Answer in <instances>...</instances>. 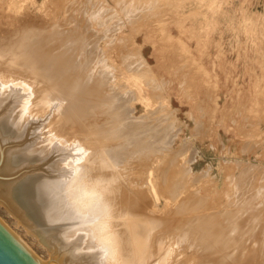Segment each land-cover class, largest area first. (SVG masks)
Masks as SVG:
<instances>
[{"label": "rangeland", "instance_id": "obj_1", "mask_svg": "<svg viewBox=\"0 0 264 264\" xmlns=\"http://www.w3.org/2000/svg\"><path fill=\"white\" fill-rule=\"evenodd\" d=\"M0 12L1 15L2 13L3 15L5 14L4 16L2 15V20H0L1 27L3 26V24H8L11 27L16 26L21 28L23 22L17 21L18 19L20 20V18H27L28 23H32L37 26L41 25V23L44 22L43 26L46 27V29H49L44 33V37L46 38V40H44V49L48 48L49 44L52 46V43H56L55 45L58 46V42H56V36L60 38L59 35L67 31V27L68 29H70V27L72 29L73 27L74 29L72 30H77L78 27H83L82 23L84 21V23L87 22L88 29L86 28L85 31L86 33L88 32V35H90L91 37L86 35V38H88L87 40L89 41L88 42L86 40V44L89 43L87 47H94L93 50L91 47L90 49H87L92 51L91 54L89 51V56H94L95 58L99 59L104 53L102 58H105V61H102L107 62V65L110 66L109 69V67L105 65L106 63H104V65L108 67L106 69H109L107 71L108 73L114 72L115 75L117 74L116 76H119V90H121L122 94L125 95V97L123 96L124 100L127 96L132 98H128L132 100H128L129 102L131 101L130 105L126 99V103L128 104V106L126 105V108L129 107L127 109H130L128 111L129 117L130 114L131 116H135V118H133L134 116L131 117V119H135V121L131 120L130 118L129 119L130 122H136V125H133V123L131 124L129 121H127L131 126L129 127L127 125V122H125V128L128 126L126 129L127 131H129L128 128L132 127L131 132L133 130L134 132H123L124 130H126L123 128L124 124L122 126L120 125L118 128L119 130H121L120 128H123L124 130H111L114 133H125L123 134L124 136H122H128L130 140L128 138L124 139L122 137L123 139L120 138V141H118L119 143H117L115 138H117L118 136L116 137V135L119 134L114 135L113 133V136L112 134L111 136L112 139L115 140V144H118V147L121 143V151L123 150L121 146L123 147V145L127 143V145L125 146L128 147L129 143L131 144L129 146V150H132L129 151L131 156L123 152L124 150L122 151L126 154V157H133L131 152L137 153V157L134 156V158H130V160L132 159V161L135 159V157V160L138 159V164L137 162L133 161L135 165H137L134 166L133 164V168L137 167V169L134 168L136 169L134 171H137L138 173L136 179H134V183H136L137 186H140L139 188L143 190L145 189V191L142 192L143 196L144 194L146 196V193H148L147 198H150V201H152L150 202L148 199V202L150 205L152 203L153 204L149 208L145 196L144 202L145 204L147 203L146 206L149 209L146 208V206L145 208L149 210L148 212L150 215V212H152V219L154 217H157L154 219H158L156 220V222H159V224L164 222L170 223L179 219L181 220V217H184V215L186 217L185 213L187 210L193 209L197 206L198 209L200 208V211H197L202 213L209 212L207 214H203L207 215L208 217L210 216V218H213L214 224L217 219L216 224L218 223L219 225L220 222L222 224V229L225 227V229H223L224 232L221 231L220 233L219 231L222 229H219L221 228L219 226L221 225H217L219 231H217L216 233L218 234L215 233L216 235H214L213 233V235L215 237H217V235L219 236L215 238L211 235L214 238L213 241L211 239L212 237L210 236L204 238V241L202 239H198L199 243L195 242L193 243V245H191L192 243L190 242V244H186V242L182 240V238L185 236L184 233L177 234V236L174 237V239L172 238L171 240L172 242L170 243L171 245L168 249L169 251L173 252V254H176L175 252H177L178 249V257L180 255L191 256L192 252H194V254L196 252L197 258L202 257L201 260L203 259L205 262L208 255L207 254L205 257V251H207L205 249L213 247L212 245L215 246V243H218V246L216 245L217 247L215 246L213 248L217 249H215L214 251L215 255H218L216 254L218 249H223V247L228 248V244L230 246V244L236 242L235 244L238 245L240 242H242L241 245L243 246V248L242 246H240V244L236 248L237 251L239 250L238 253L237 251H235L236 249H234L236 245L234 246L232 244V246H230L231 248H233V250L231 248H226L225 252L228 257L231 256L232 253L237 254H233L231 257H229L230 261H233V259H235V257L240 254V251L241 253L244 250L246 251H244L245 253L243 252V255L240 254L241 257L238 256V258L240 257L242 260H245V257L247 258V254L251 253V251L255 249L254 247L257 248V251L264 250V245L262 244V242H264V233L262 232L264 231V0H0ZM38 15H40L41 18H44L40 19ZM87 15L90 18L87 19ZM101 15H103V18L100 19L105 20H103V24H101L102 22H100L98 18L102 17ZM49 17L51 18V20L49 19ZM44 19L47 20L46 23L45 21H43ZM70 24H73L74 26H70ZM10 26L4 25V27L6 28H10ZM75 26L77 27L76 29ZM15 28L14 30L13 28H11L12 31H15ZM93 29L97 31H91ZM101 32L103 36H101ZM113 35L114 37L112 38L111 36ZM66 37L72 39L69 36ZM93 40H97L95 41L96 43H92ZM65 41V45H67L68 48L73 47L78 43L76 42L74 45L71 44V46L69 47V42L71 40L68 42L66 39ZM100 48L102 49L101 57L99 54V52H101ZM80 50L81 49H77V52L79 53ZM97 54L99 56H97ZM101 59L99 62H102ZM106 59L108 61H106ZM127 59L128 61L130 59V63L127 61ZM126 61L128 62V64ZM127 65L130 67H128ZM99 66L102 67L103 63H99ZM111 66L114 67L112 71H110ZM133 67L135 69L137 67V70L141 68L143 71L141 72L140 70L141 73H139L138 71L136 74H134L137 70H134ZM102 68L104 69V67ZM128 68L130 69V71L131 69L132 71L134 70V76L132 72L130 73ZM114 69L116 70L114 71ZM138 73L139 75H137ZM140 74H142L143 76H140ZM107 75L106 77L109 76ZM111 78L112 77L109 76L107 80L113 82V79L110 80ZM92 83H94L93 80L91 81V84L89 82L88 85L93 86L94 84ZM123 85H128V88L124 86L125 88L123 89V87H121ZM11 89L12 91L17 90L16 86H13ZM99 89L101 90L102 94L104 93L103 95L106 96V87L105 89ZM61 90L59 96H62L61 92L63 93L64 91L62 88ZM127 91L128 95L126 94ZM129 91L132 93L134 92V95H132V93L129 95ZM14 95L15 93H13V96ZM56 96H58L57 93ZM108 96L109 95L107 94L106 98H108L109 100ZM132 96H136V98L133 99ZM105 103L103 105L107 107L106 105L108 102ZM54 104L53 107L47 109V111L44 110V112H39L40 115L36 112L39 116H37V114H34V112L32 113V115L30 114L27 118L28 121H30L29 123L32 124L42 120V118L49 119L51 117L52 123L55 120V124L56 122L58 123L59 119L57 120L56 114L59 113L58 110L60 107H58L56 103ZM109 104H111V102ZM55 106H57L58 110ZM110 107L109 109H111ZM54 109H56L57 112L56 110L54 111ZM150 112L152 115H148ZM102 114L104 116L106 112ZM110 114L108 115L109 117ZM123 114L125 115L124 112ZM107 115H105V118L102 116L101 118H98V115L95 116L93 127L95 126L94 123H98L99 125L100 122L98 119H100L101 123L103 122L101 120L102 118L106 121ZM105 123H107V121ZM147 124L150 125V127ZM52 125L49 129L38 131V135L46 136L52 130L51 127H54V125ZM57 125L58 127H56L55 125L57 129L54 127L53 130L56 129L58 131L60 125L59 123ZM64 127L66 126L64 125ZM145 132L148 133L146 134ZM130 133L131 135L133 134L131 137L129 136ZM135 134H137L138 136L133 140L132 137ZM159 135H161V137ZM61 136H64V134H61ZM162 136L165 137L163 138ZM58 137L60 138V135ZM146 137H148V140L146 139ZM151 137H153V139L155 137V139L153 140ZM112 139H110V141H112L111 143H113ZM117 139L119 140V138ZM169 139L172 142L169 141ZM80 140L76 138L74 139V143L83 141ZM138 140H140V143H137L135 145ZM143 140L144 142H146L145 144ZM167 140L169 143L167 142ZM125 141L127 142L125 143ZM123 142L124 144H122ZM147 142H149V144ZM76 143L75 146L77 145ZM80 146L81 144L79 143L77 147L80 148ZM126 147L125 150L126 152H128V148L126 149ZM155 147L157 148V150ZM132 148L137 150H134ZM148 151H150L152 155L154 154L153 156L155 157H150L149 155L151 154ZM123 153H121V156ZM125 154H123L124 156L122 158L125 157ZM144 156L145 158L150 157V161H148V158L144 159ZM125 160L129 161L127 159ZM148 164H150V166ZM141 167L142 170L145 169V171H147L149 175H147L148 173H145V175L144 170L142 171L140 169ZM165 167L169 169H166ZM164 169L166 171H169V182L167 180L165 181V179H163L164 177H161L159 175L162 172L165 173ZM165 174L167 175V172ZM139 175H141L140 179H137L139 178ZM146 176L149 178H147ZM168 176H166V178ZM143 179H146L145 181L147 184ZM161 179L164 180L165 184L161 181ZM138 180H140L141 182ZM149 180L152 182L153 180H156V185H154V188H150ZM238 180L241 184L242 182H244L243 188H241L242 185H240ZM143 181L144 183H142ZM173 183L175 184L173 185ZM158 185L161 186L159 187ZM166 186H169L170 188L168 187L166 189ZM174 186L175 190L179 189V187L180 189H182H179L176 192L175 190L172 191ZM236 188L237 190H235ZM247 188L248 190L246 191ZM168 189H170L169 193L171 194V197H173V200L170 198V194L168 193L169 195H167L166 193L168 192ZM161 190L162 192L158 194ZM238 191L240 196H238ZM194 192H196L197 194ZM231 192H234V194ZM254 192L256 194V197H253L255 196ZM178 193H181L182 195H179L177 197L176 195H178ZM230 193L232 195V198L230 196ZM242 193H246V195ZM223 194L225 196H223ZM192 195L194 196L192 197ZM217 196L219 199H223L219 200ZM229 196L230 198H228ZM250 196H252V198ZM195 197L196 199H194ZM186 198H188L187 202H185L187 200ZM249 198L253 200H249ZM206 199L208 200V202ZM245 199L248 201H246ZM233 200H235V202ZM190 201L194 202L192 203ZM196 201H198L197 205H195L197 203ZM229 201L232 203V205H230L231 203ZM253 201H255V203ZM225 202L226 204L229 202L231 208L232 206H237L235 207L236 209L232 208V210H237V212L240 211L239 206L243 209L245 207L246 210L243 211L242 209V213L246 212L248 209L253 210L252 208L254 207L252 206L256 205L253 212L250 210L253 214L255 213L256 215L252 216L253 218H249V220L246 219V222L248 223L245 222L246 224H244L246 226L243 225L244 227H247L248 230L247 228L243 230L244 227L242 228V230H239V227H242V220L240 222V219H244V217L246 218L248 214L251 216L252 213L250 214L247 211L248 214H246V216L240 218L237 216L239 220H237L235 216L236 220H232V218L234 217L233 215H235V213L237 212H231V210L229 209L230 206L227 207L228 205L226 206V204H224ZM201 203L203 205H201ZM184 204L186 207L184 206ZM191 204L193 205V207ZM206 204H208V206ZM247 204L248 206L246 207ZM218 205H220V207ZM211 206L213 207V209L210 210V208H212ZM222 206H225L226 208H223ZM257 208L261 210L256 211ZM205 209H207L208 211ZM224 210L225 212H221ZM227 210L231 213H234H228ZM212 211H215V215L212 213ZM174 212L177 215H175ZM179 213L184 215L182 216ZM210 213L212 214L210 215ZM225 213H227V215H232L231 220L233 221L234 225L231 224L232 221L229 218H223L226 215ZM218 214H220L222 217ZM158 215L160 216V219ZM227 215L225 217H227ZM162 216L165 217V221L163 220V222L160 221L161 219H163L161 218ZM214 216L216 217V219L214 218ZM166 217L168 218L167 221ZM223 219L228 220L226 221V223H228L223 225V223H225V220ZM229 223V226H233V228H230L228 226ZM235 223L239 224L236 225ZM235 225L236 230L239 226L238 231L241 232L240 235V232H234L233 229ZM226 227H228V230H226ZM225 230L228 232H226ZM230 230H233V235ZM259 230L261 231L258 232ZM159 231L160 228L157 230V232ZM225 232L227 234H231L232 236L229 237L227 234H225ZM236 233L237 235H235ZM261 233L263 235H261ZM244 234L247 236H244ZM223 235H227V237H224ZM220 236L223 239V246L221 245V247L220 244H222V239L220 238L221 241L218 239ZM237 236H243L245 237V240H247H243L244 238L242 237L243 239H241L243 241L238 240L237 243V241H235L237 239ZM225 238L229 240H226ZM230 239L235 242L231 241ZM205 240L207 243L205 242ZM181 241L184 243H182L180 246ZM227 241H230L231 243H228ZM244 241L246 243L251 241L252 246H254L255 243L259 245L255 244L256 246L251 248L250 243L249 246L248 244H245ZM225 242H227L228 244L226 245ZM189 245H191L193 249L191 248L190 250L191 246L189 247ZM197 245L199 246L197 247ZM247 245L249 248L246 247ZM200 246L203 248H200ZM204 246H206L207 248ZM260 246H262L263 248ZM183 247H185L186 249H184ZM258 247H260V249ZM179 248H182L183 251L181 249L180 252ZM244 248H247L248 250ZM198 249L200 251H198ZM228 250H232L231 254L228 253ZM207 252L212 253L209 251ZM259 252H252L253 255L249 254L248 257L251 258V256L258 254ZM227 253L230 255H228ZM198 254H200V257H198ZM201 254L203 255L201 256ZM210 255L212 256L214 254ZM232 257L233 259H231ZM230 261L228 260V264H230ZM204 262L203 264H205ZM194 263H197V261Z\"/></svg>", "mask_w": 264, "mask_h": 264}, {"label": "bare ground", "instance_id": "obj_2", "mask_svg": "<svg viewBox=\"0 0 264 264\" xmlns=\"http://www.w3.org/2000/svg\"><path fill=\"white\" fill-rule=\"evenodd\" d=\"M2 15H3V13H2ZM2 15L0 14V20H2L1 19ZM20 16H22V15H20ZM34 16H36V15H34ZM38 16L40 17V15H38ZM101 16L102 17H98V18H99L100 22H102L101 24H103V22L105 20L103 19L104 20L103 21L102 19H100V18H103V15H101ZM34 18H36V17H34ZM42 18H44V17H42ZM42 18L40 17V19H42ZM88 18H90V17L87 15V19ZM49 19L51 20L50 17H49ZM49 19H48V21H49ZM30 20H32V19H30ZM17 21L23 22L21 28L16 27V26L11 27L8 24H3L2 27L0 26V85L4 86V88H5V92L1 94V98H5L6 96H13V93H15V95H17L16 92L12 91V89H11L13 86H16V89L19 91H22L24 94L30 95V97H24L22 110L16 111V115L23 116L26 119L28 118V116L30 114L32 115L33 112H34V114H37V113L39 114V112H44V110L47 111V109L53 107L54 103H56L57 106L60 107L58 110L57 106H55L56 109L59 111V113L56 114L57 120L59 119L58 120L59 121L58 123L60 125L59 129H58V131L56 130L57 129L56 127H58V125H57L58 123L56 122V124H55L56 120L54 121V119H53L54 122L53 123L51 122V125L55 124L56 127H55V125H54V127L56 129L53 130L54 127H51L52 130L50 131V133H48L46 136H44L43 147L46 149V153L44 154V161H48L49 155L59 145H62V146H65L67 148H70L72 150H75L80 155L79 158H77L76 160L71 162V178L68 180L67 190L65 188H61V192L65 196L68 197V201H69V215H70V217H64V221L81 223V226L70 229L68 231L67 235L82 234L85 237H89L90 238V246L91 247H97V248L101 247V255L109 261V264H203L204 260L203 259L201 260L202 257H200V254H198V257H200V258H197L196 252H195L196 256H195L194 252H192L191 256L190 255L189 256L180 255L178 257V255H177L178 249H177V252H175V250H174V252L176 254H173V252L168 250L170 245H171L170 243L172 242L171 240H172V238L174 239V237H176L177 234L184 233L185 236L182 238V240L185 241L186 244L192 243L191 245H193V243H195V242L199 243L198 239H202L204 241V238L210 237L211 235L213 237H215L214 235L218 234L216 232L219 231V229H222V224L220 222H219V225H221V226H219L218 223L216 224L217 219L215 216H214V218L216 219V222L214 224L213 218H210V216L208 217L207 215L203 214V213L207 214L209 212H207V213L206 212H203V213L199 212L200 208L198 209L197 206H196L197 208L195 207V208L189 209V210L186 209L187 210L185 213L186 217L183 214L184 217H181V220L179 219V220L172 221L170 223L164 222V223L159 224V222L158 223L156 222V220H158V219H154L157 217H154L152 219V217H151L152 212H150L151 213V215H150L148 212L149 210H147L146 208H148V207L150 208V206H152L153 203L151 205L149 204L148 199L150 201V198H147L148 193H146V196H145V194H144V196L148 202V204L147 203L146 204L149 205L148 207L146 206V204L144 202L145 198L142 195L143 194L142 192L145 191V189L143 190V189L139 188L140 186H137L136 183H134V179H136V176L138 175L137 171H134L137 169V167H134L136 169L133 168V164H134V166H137L134 163V162H137V160H138V159L135 160L137 157V153L131 152L133 157L127 156L129 158L128 159L126 157L125 153H127V155L129 154V156H131L129 153V151H132V150H129V146L131 144L129 143L128 147H126L125 145H127V143H126L127 141H125L126 144H124V142L122 143V144H124L123 145L124 148L122 146H121V148L124 150V151L123 150L122 151L125 152V153H123L120 149L121 143L118 147V144L116 145L115 144L116 142H114L116 140L117 143H119L118 141H120V138H122L124 136L123 134H125V133L120 134L119 132L114 133L111 131L112 129L116 130V131L124 130L128 126L129 127L131 126L130 123L131 124L133 123L132 121L130 122V119L134 115L131 116V114H130V117H129L128 111L130 109L129 110L127 109L129 107L126 108V105L128 106V104L126 102L128 100H131L132 98L127 96L128 95V91H127L126 92L127 97L124 100L125 95H123L122 91L119 90V87H120L118 85L119 84L118 83L119 76H116L117 74L115 75L114 72H110V73L107 72L110 69V66L107 65V62L102 61L105 58L104 59L102 58L104 53L102 54L101 48H100L101 52H99V50H98V52L100 54V57L102 54V57H101L102 59L101 58H99V59L95 58L94 56H89L90 50H87V49L88 48L90 49L91 46L87 47V45H89V43L86 44V40L88 39V38H86V35L89 37H91V36L88 35V32L86 33V31H85L86 28L88 29L87 22L86 23H84L85 21L83 23L81 22L83 24L84 28L81 26H80V28L79 27L77 28L75 26V29L77 28V30H72V29H74L73 27H72V29H71V27H70V29H68V27H67V29H66L67 31L63 32V34H61L62 36L59 35L60 38H58V36H56V42H58V46L55 45L56 43L55 44L52 43V46L49 44L48 48L44 49V40H46V38L44 37V35H45L44 33L47 30H49L43 26L44 22L41 23V25L37 26L35 24L28 23L27 18H25V19L20 18V20L18 19ZM43 21H45V23H46L47 20L44 19ZM77 22H78V20H77ZM4 25L10 26V28L9 27L6 28V27H4ZM72 25L70 24V26H72ZM90 25H92V24H90ZM18 26H21V25H18ZM11 28H13V30L15 28V31H12ZM99 28H100V26H99ZM9 29H11V30H9ZM91 31H97V30L93 29ZM96 34H97V32H96ZM66 36H69L72 39H69ZM101 36H103L102 32H101ZM111 37L113 38L114 35ZM65 38L67 39L68 42L71 40L69 42V47L71 46V44L74 45L76 42H78V43L75 44V46L68 48L67 45H65L66 44ZM95 41H97V40H95ZM95 41L93 40L92 43L93 42L96 43ZM98 42H99V40H98ZM53 45H54V47H53ZM91 45H93V44H91ZM93 48H92V50H93ZM77 49H81L79 53L77 52ZM95 52H96V49H95ZM127 52H128V50H127ZM91 53H92V51H90V54ZM97 56H99V55L97 54ZM100 59L102 62H99ZM121 59H123V58H121ZM106 61H108V60L106 59ZM127 61H128V59H127ZM129 61H130V59H129ZM128 62H127V64H128ZM99 63H103L102 67H104V69L101 66H99ZM104 63H106L105 65L108 66L109 69H106L108 67H106L104 65ZM122 63H123V61H122ZM124 65H123V67H124ZM129 65H131V64H129ZM128 67H130V66H128ZM113 68L114 67L111 66L110 71H112ZM137 69H138L137 67H136V69L134 68V70H137ZM115 70L116 69H114V71ZM140 70H141V72L143 71L141 68H139V70L135 71V73H134L132 71V69H131V71L129 69L130 73L132 72V74L133 73L136 74L138 71H139V73H141ZM107 73L109 76L112 77L110 80L113 79L112 80L113 82H110L109 80H107V78L109 77L107 75ZM139 73L137 75H139ZM134 74H133V76H134ZM106 75L108 77H106ZM141 75L142 74H140V76ZM90 80L91 81L93 80V82H94V83H92V84H94L93 86L88 85L89 82L91 84ZM124 86L125 85H123L121 87H123V89H124L128 85L125 87ZM105 87L107 89V91H106L107 93H105V94H106V96H107V94L109 95L108 96L109 100H108V98H106L105 95H103L104 93L102 94L101 90L99 89V88L105 89ZM61 88L64 91H63V93L61 92L62 96L60 95L61 96L60 97L59 94H60ZM58 91H59V93H58ZM56 93L58 96H56ZM131 93L132 92H130L129 95ZM132 95H134V92L132 93ZM128 98H131V99H128ZM135 98H136V96L133 97V99H135ZM126 99H127V101H126ZM104 101L108 102L106 105L108 108L103 105L105 103ZM110 102H111V104H109ZM130 102H129V105H130ZM103 107L107 108V109H104ZM109 107L111 109H109ZM56 109H54V111ZM63 109H65L66 111ZM103 109H104V112H103ZM108 109L110 112L108 111ZM57 110H56V112H57ZM105 110H107V111H105ZM111 110H112V112H111ZM46 111H45V113H46ZM131 111H132V108H131ZM105 112H106L105 115H107L108 113L109 114L111 113L110 117L112 115V117H111L112 120L108 116L109 115L108 114L106 116L107 117L106 118L107 123H105L106 121L103 120V118L101 119L104 122V124H103V122L101 123L100 119H98V118L99 117L101 118V116L105 118V115L103 116V114H102ZM123 112L125 113V115L123 114ZM38 114H37V116L40 115V114L39 115ZM97 115H98L97 119L99 120L100 123H99V125H98V123H96L97 125L94 123V125L96 127L95 126L93 127L94 117ZM148 115H152L151 112ZM108 117H109V122H108ZM133 118H135V116ZM146 118H148V117H146ZM131 120H133V119H131ZM144 120H145V117H144ZM127 121H129L130 123ZM133 121H135V119ZM245 121H247V120H245ZM29 122L30 121L18 120V129L23 131V132H26V130L30 124ZM96 122H98V121H96ZM125 122H127V125H128L126 128H125V125H126ZM135 123L136 122H134L133 125ZM137 124H138V122H137ZM64 125L66 127H64ZM120 125L121 126L123 125L124 129L120 128L121 130H119L118 128ZM148 126L150 127V125H148ZM128 129L131 132L132 127L128 128ZM126 131H127V129L124 130L123 132H126ZM129 131H127V133H129ZM132 132H134V130ZM108 133L110 136L108 135ZM113 133H114V135H116V134L120 135V136L116 135V137L118 136L117 138H119V140L117 138H115V140L112 139ZM131 133H130V135L128 134L130 137L133 135V134L131 135ZM145 133L147 134L148 132H145ZM61 134L62 135L64 134V136H61ZM111 134H112V136H111ZM59 135H60V138L58 137ZM161 135H159V136L161 137ZM134 136L132 137L133 140L138 135L135 134ZM140 136H142V135H140ZM75 137L78 140L81 139L80 141L83 140L82 142H79V141H78V143L75 142L77 145H79V143L81 144L80 148H78L79 146L77 147V145L75 146V143H74V139H76ZM82 137H84V138H82ZM148 137H150V136H148ZM148 137H146V139ZM155 137H154V139H155ZM162 137L164 138L165 136H162ZM123 138L129 139L128 136L123 137ZM132 138H131V140H132ZM151 138L153 139V137H151ZM110 139L113 140V143H111L112 141H110ZM139 141L140 140H138V142H136V143L134 141L135 145L137 143L139 144L140 143ZM169 141H171V140L169 139ZM143 142H144V140H143ZM167 142H168V140H167ZM145 143L146 142H144V144ZM147 143L149 144V142H147ZM154 144H155V142H154ZM158 144H159V141H158ZM132 146H134V145H132ZM125 147H126V149L128 148V152H126ZM158 148H159V146H158ZM132 149H134V148H132ZM134 150H137V149H134ZM156 150H157V148H156ZM148 152L150 153V151H148ZM121 153L125 154L126 158L125 157L122 158L124 155L122 154V156H121ZM153 155L151 154L149 156L151 157ZM134 156H136V157L133 160L134 161L133 162L132 159L130 160V158H134ZM150 157H146V158H148V161H150L149 160ZM153 157H155V156H153ZM146 158L144 156V159H146ZM125 159H127L129 161H126ZM154 161H156V160H154ZM137 164H138V162H137ZM148 165L150 166V164H148ZM140 169L142 170V167ZM166 169H169V168H166ZM143 170H144V174L148 173L147 171H145V169H143ZM147 170H148V168H147ZM154 171H155V169H154ZM164 171H165V173L167 172V175L164 172H162L159 175L161 177L163 176L164 177L163 179H165V181L166 180L168 181V178H169L168 172L169 171H166L165 169H164ZM147 175H149V173ZM165 175L168 177L166 178ZM140 176L141 175H139V178H137V179H140ZM147 178H149V177H147ZM146 179H143V180L145 181ZM163 179H161V181L165 184ZM138 181H140V180H138ZM141 181H142V179H141ZM144 181L142 183H144ZM155 181L153 180V182H154L153 183L152 181L149 180L150 188H154V185H156ZM238 182L240 183L239 180H238ZM238 182H237V184H238ZM145 183H146V181H145ZM175 183H173V185ZM243 183L244 182H242V184L240 183V185H242L241 188L244 187ZM141 184H139V185H141ZM159 184H161V183H159ZM168 187L169 186H166V189ZM239 188H240V186H239ZM171 189H172V187H171ZM179 189H180V187H179ZM179 189H177V190H179ZM189 189H190V187H189ZM169 190L170 189H168V192H166L167 195L170 194ZM174 190H175V186L172 189V191H174ZM177 190H175V192ZM235 190H237V188ZM247 190H248V188L246 189V191ZM253 190H255V189H253ZM161 192H162V190L159 193L158 192L157 193L160 194ZM151 193H152V191H151ZM194 193H196V192H194ZM231 193L234 194V192H231ZM231 193H230V196L232 198ZM246 193H242V194L246 195ZM174 194H176V193H174ZM191 194H189V195H191ZM254 194H255V192H254ZM179 195H182V194L178 193V195H176V196L178 197ZM169 196L171 199L173 198V197H171V194ZM193 196L194 195H192V197ZM223 196H225V195L223 194ZM230 196L228 198H230ZM238 196H240L239 191H238ZM252 196H250V197L252 198ZM192 197H191V199H192ZM213 197H214V194H213ZM245 197H243V198H245ZM253 197H256V194ZM217 198H218V196H217ZM243 198H242V200H243ZM251 198H249V200ZM186 199L187 200L185 202L188 201V198H186ZM194 199H196V197ZM211 199H213V198H211ZM222 199H219V200H222ZM197 200H198V198H197ZM251 200H253V199H251ZM180 201H182V200H180ZM233 201L235 202V200H233ZM246 201H248V200H246ZM150 202H152V201H150ZM190 202L193 203L194 201H190ZM196 202H195L196 203L195 205L198 204V201H196ZM207 202H208V200H207ZM229 202L227 204L225 202L224 204H226V206L228 205L227 207H229L230 205H232L231 202H230L231 204L229 205ZM253 202L255 203V201H253ZM237 203H238V200H237ZM251 204H253V203H251ZM201 205H203V204L201 203ZM206 205L208 206V204H206ZM221 205H222V202H221ZM240 205H241V203H240ZM145 206H146V208H145ZM184 206H185V204H184ZM218 206L220 207V205H218ZM244 206H245V204H244ZM247 206H248V204L246 205V207ZM255 206L253 205L252 207L255 208ZM192 207H193V205H192ZM200 207H202V206H200ZM222 207L224 208L225 206H222ZM235 207H237V206H235ZM235 207L232 206V208H235ZM177 208H178V206H177ZM221 208H219V209H221ZM232 208H231V206L229 208L231 210V212L232 211L237 212V210H232ZM239 208H240V211L235 213V215H233L234 216L233 218H232L231 214H233L234 212L231 213L228 210H227L228 213H231V214L227 215V213H225L227 215V217H225L226 215L225 216L223 215L224 216L223 218H226V219L229 218L230 220L232 218V220H233V219H235V216H236V218H237V216L240 218V217L246 216V214H248V213L251 214L254 210V208H252L253 210L250 209L252 212L248 209L247 210L248 213H247V211L242 213L243 208L240 206H239ZM207 209H205V210H207ZM211 209H213V207L210 208V210ZM257 209H256V211L261 210V209H258V210ZM197 210H199V211H197ZM201 210H202V208H201ZM225 210L221 211V212H225ZM245 210L246 209L244 207L243 211H245ZM203 211H204V208H203ZM214 212L212 211L213 214H214ZM212 213H210V215ZM218 213H220V212H218ZM259 213H261V212H259ZM174 214H175V212H174ZM179 214H181V213H179ZM175 215H177V214H175ZM218 215H220V214H218ZM255 215H256L255 213L254 214L252 213L251 216L248 214V216H246V218L244 217V219L243 218L240 219V222L242 220L243 224L241 223V225H242V227L240 226L241 228L238 226L239 230L240 229L242 230V228L244 227L243 225L248 223V222H246L247 221L246 219L249 220V218H253L252 216H255ZM167 217H166V221L168 220ZM161 218H163V219H161L160 221L163 222L165 217L162 216ZM159 219H160V216H159ZM226 219H223V220H225L224 221L225 223H223V225L228 223V222L226 223V221H228ZM237 220H239V219L237 218ZM221 222H222V218H221ZM231 224L234 225L233 221ZM238 224L239 223H237L236 225H238ZM170 225H171V227H170ZM172 225H173V227H172ZM217 225L221 228L218 229ZM229 225H230V223L228 224V226ZM236 225L234 226V229H233L234 232L235 231L240 232V231H238V227H237V230L235 229ZM231 227L233 228V226H231ZM159 228H160V231L157 232V230ZM226 228H227L226 230H228V227H226ZM245 228H247V227H244L243 230ZM263 228H264V226H263ZM216 229H218V230H216ZM223 229H225V227ZM223 229L220 230L219 232L221 233V231H223ZM233 230H230V231L232 232ZM247 230H248V228H247ZM260 231L261 230H259L258 232H260ZM226 232H228V231H226ZM226 232H225V234H227ZM234 232H232V235L234 234ZM262 232L264 233V231H262ZM213 233H214V235H213ZM240 234H241V232L239 233V235ZM227 235L229 237L232 236L231 234H227ZM227 235H223V236L227 237ZM235 235H237V233ZM261 235H263V234L261 233ZM218 236L219 235H217V237ZM221 236L218 238L219 240H220V238L222 239ZM244 236H247V235L244 234ZM213 237L211 238L212 241L214 240ZM217 237H215V238H217ZM242 237L243 236H239V237L237 236V239L235 241H237V243H238V240H241V241L245 240V237H243L244 239ZM234 238H233V240H234ZM226 240H229V239H226ZM233 240H231V241H233ZM208 241H209V239H208ZM235 241H233V242H235ZM251 241H249L248 243L245 242V244L249 245V243H250L251 246L250 245L249 246L251 248H253L254 246H256L255 244H257V243H255V244L253 243L254 246H252ZM205 242H206V240H205ZM221 242H222V244H220V247H221V245L223 246V239ZM227 242H225L226 245L228 243H231L230 241L228 243ZM182 243H184V242L181 241L180 246ZM235 243H232V244L235 246L236 245ZM241 243L242 242L239 243L240 246H242ZM209 244H210V242H209ZM217 244L215 243V246ZM232 244H230V246H232ZM239 244L236 245L235 247L233 246L234 249H236L237 246H239ZM262 244L264 245V242H262ZM172 245H173V243H172ZM191 245H189V247ZM199 245H197V247ZM226 245H225V247H226ZM248 245L246 247H248ZM257 245H259V244H257ZM186 246H188V245H186ZM206 246H204V247H206ZM208 246H210V245H208ZM212 246L215 247L214 245H212ZM230 246L228 244V248L227 247L226 248L230 249L231 248ZM174 247H173V249H174ZM213 247H209V248L206 247L207 249H205L209 252H212V253H208L207 251H205L206 252L205 257L208 254L206 257V261L204 262L205 264H228L229 263L228 260L230 261L229 257H231L233 254L234 255L236 254V253H232V255L228 257L226 255V252H225L226 248L223 247V249H221L219 247L220 250L218 249V251L216 252V254H218V255H215L214 250L216 248L214 249ZM260 247H262V246H260ZM260 247H258V248L260 249ZM183 248L186 249L185 247H183ZM191 248H192V246L190 247V250H191ZM200 248H203V247L200 246ZM238 248H240V247H238ZM242 248H243V246H242ZM254 248H255L254 250L257 249L256 247H254ZM173 249H171V250H173ZM181 249H180V252H181ZM199 249H198V251H200ZM231 249L233 250V248H231ZM244 249L248 250L247 248H244ZM187 250H188V247H187ZM187 250H184V251H187ZM201 250H203V249H201ZM254 250H252V251L250 250L251 253H249L250 251L248 253L253 255L252 252L257 253L260 251V250L259 251L256 250L257 251L256 252ZM182 251H183V249H182ZM229 251L230 250H228V253L231 254V251L230 252ZM235 251H237V249ZM238 251H237V253H238ZM242 251H243V249H242ZM201 252H204V251H201ZM243 252L241 253V251H240L239 253L243 255L246 251L244 253ZM185 253H187V252H185ZM185 253H183V254H185ZM198 253H200V252H198ZM203 254H201V256ZM210 254H214V255L211 256ZM230 254H228V255H230ZM240 254L238 256H240ZM249 254H247V258L245 257V260L244 259L242 260L240 258L241 256L239 258H238V256L237 257L234 256L235 259H233V257H232L231 259H233V261L231 260L230 264H264V250L260 251L258 254L254 255V256H251V258L248 257ZM186 255H188V254H186ZM217 256H219V257H217ZM196 261H197V263H194Z\"/></svg>", "mask_w": 264, "mask_h": 264}, {"label": "water", "instance_id": "obj_3", "mask_svg": "<svg viewBox=\"0 0 264 264\" xmlns=\"http://www.w3.org/2000/svg\"><path fill=\"white\" fill-rule=\"evenodd\" d=\"M0 85V264H109L101 247H91L82 234L67 235L81 223L64 221L69 215L67 190L71 162L80 155L59 145L44 161V135L52 117L18 129L16 115L24 97L1 98Z\"/></svg>", "mask_w": 264, "mask_h": 264}]
</instances>
